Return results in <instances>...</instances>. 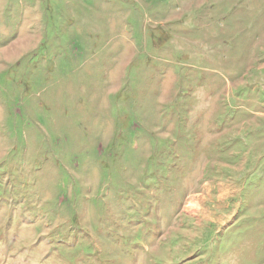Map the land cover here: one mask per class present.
Here are the masks:
<instances>
[{
  "label": "rangeland",
  "instance_id": "1",
  "mask_svg": "<svg viewBox=\"0 0 264 264\" xmlns=\"http://www.w3.org/2000/svg\"><path fill=\"white\" fill-rule=\"evenodd\" d=\"M0 264H264V0H0Z\"/></svg>",
  "mask_w": 264,
  "mask_h": 264
},
{
  "label": "bare ground",
  "instance_id": "2",
  "mask_svg": "<svg viewBox=\"0 0 264 264\" xmlns=\"http://www.w3.org/2000/svg\"><path fill=\"white\" fill-rule=\"evenodd\" d=\"M194 210V209H193Z\"/></svg>",
  "mask_w": 264,
  "mask_h": 264
}]
</instances>
